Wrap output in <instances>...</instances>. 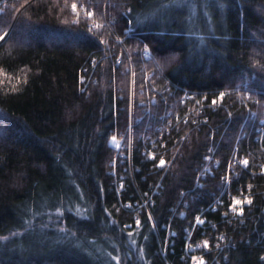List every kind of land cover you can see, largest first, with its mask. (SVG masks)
Returning <instances> with one entry per match:
<instances>
[{
	"label": "trees",
	"instance_id": "trees-1",
	"mask_svg": "<svg viewBox=\"0 0 264 264\" xmlns=\"http://www.w3.org/2000/svg\"><path fill=\"white\" fill-rule=\"evenodd\" d=\"M111 34L124 54L106 47ZM139 40L146 60L133 52ZM139 66L161 69L152 94H174L163 122L173 127L151 148L138 137L153 119L133 121V159L112 177L109 137L146 94ZM262 108L264 0H0V264H190V228L189 242L209 241L203 264H264V155L253 140ZM152 111L157 120L165 106ZM234 145L250 167L227 174ZM209 149L219 167L198 186ZM151 186L153 204L138 211L131 203ZM228 193L251 199L239 216ZM199 212L212 227H191Z\"/></svg>",
	"mask_w": 264,
	"mask_h": 264
},
{
	"label": "built area",
	"instance_id": "built-area-1",
	"mask_svg": "<svg viewBox=\"0 0 264 264\" xmlns=\"http://www.w3.org/2000/svg\"><path fill=\"white\" fill-rule=\"evenodd\" d=\"M106 1V0H105ZM104 4H102V8L100 11V15L102 17V19L105 17V10L103 9ZM83 5L82 4H76V3H71L70 4V11L73 14L78 13V11H83ZM121 14L124 15V10L123 11H119ZM88 16L92 15V11L91 9H88L87 11ZM132 27L130 26H126L124 28L121 29V33L123 36H128L130 35V33L132 32ZM111 38L113 37V39H111V46H109L108 42L106 44V47H108V49H110L111 47H120L119 49L122 51V53H125V50L123 48V45L121 44L122 42V38L123 37H119V36H115L114 34H111L110 36ZM140 41V40H139ZM133 52L135 54H137L139 56V58L141 60H146L148 59L152 54L150 52V49L148 48V46L146 45V43H144L142 40L140 42H138V44H135L133 47ZM120 58H121V52L117 53V55L115 56V62L116 64H118L120 62ZM139 72H142L143 76V86L146 89V94H141L140 97H138L134 102L136 105H138L139 111L134 112V110H132V107H130V105H128L127 107V121L125 126L123 127L122 130L117 131L114 130L112 132V134L109 137V141L108 144L111 146L112 149V157L108 162V168L106 170V173L109 176L114 177V175L117 173L116 171V166H123V163L125 160L130 159L132 156H130L131 153V141H130V134L132 132V122L133 121H139L143 116L145 117V120L148 119V117H151L153 119V123H152V127L151 130L152 132H146L144 135L139 136L138 138L141 139V142H143L144 144H148L152 147H156V143L159 142L164 144V140L163 137L168 136L171 132V129L173 126H170L167 128V126L164 125V120L166 117H168L171 113L172 110L170 108H167V106L169 105V103L167 102V97L169 95H174V94H152L156 88H154L151 84H150V80L154 77L158 78L161 77V69L158 70H146V68H143L142 66H139L138 68ZM139 91V90H138ZM145 91V90H144ZM141 92V90L139 91ZM187 93L186 92H182L177 98V101L180 105L185 104L184 101L187 98ZM158 103H162L163 107L165 106V111L164 113H160L159 114V118L157 120L154 119L155 116V112L152 111V108H154L155 106L158 105ZM152 107V108H151ZM190 113V110L187 109ZM247 111V116L249 119H253L255 116L257 115L256 109L254 108H249L246 110ZM175 113V118H177L178 116V112H174ZM186 119V117H185ZM254 135H253V140L254 143L256 144L258 150L262 151L263 155H264V108H262L261 113L259 114V117L256 119L255 121V125H254ZM165 135V136H164ZM243 136V134H242ZM150 149V148H149ZM147 156L149 160H153L154 159V154L150 152V150L147 151ZM230 156H228L227 161L229 162V164L226 166L225 168V173L229 174L230 172H233V174L238 173V168H240L239 170L242 169H248L249 166V160L248 158L243 155L241 152H239V150L237 149V147L232 146L231 150H230ZM129 155V156H128ZM202 162H203V167L199 173V178L196 181V184L199 186V179L200 178H204L206 175L207 176H211L214 174V169L219 167V162L218 160L213 157V149L212 150H208L207 153L202 154ZM133 159V157L131 158ZM130 159V162H131ZM162 159L158 160L157 162V166L162 167L160 165V161ZM247 161V165H245L243 163V161ZM129 161V160H127ZM164 161V160H163ZM164 165L167 166L168 163L166 164L164 161ZM260 165V164H259ZM123 178V177H122ZM143 179V177H141ZM221 178L223 179V183L225 187L227 186V177L226 175H222ZM144 180V179H143ZM122 181V179H121ZM121 186H123V184L120 182ZM124 187V186H123ZM148 188V187H147ZM145 189L144 191L140 192L141 196L139 197L140 200H135L133 201L131 204L139 211L141 208V205H145L148 203H152V198H153V194H155L156 189L153 188L151 186V188L149 189ZM123 189V188H122ZM249 189V188H248ZM230 199H229V203L227 205V212H230V214L236 216H239L241 214L240 210V205L241 204H248V201H250L251 199L249 198V195L244 194L245 196H241L240 194H230ZM236 201H241L240 204H236ZM218 204L221 203V201L218 199ZM130 204V203H129ZM153 204V203H152ZM146 207V206H144ZM143 207V208H144ZM204 209V208H203ZM210 211H213L210 208ZM224 215V212L221 213V216ZM199 218L201 220H203L201 222V225L197 224L196 221L199 220ZM131 220L135 223L138 221V216L136 214H132L131 216ZM207 218H204L203 216H201V212H199L196 217L193 220V224H192V228L194 225H198V226H203L204 223H206ZM210 226L213 225L212 223L209 224ZM212 227V226H211ZM202 232V231H201ZM191 233V228L190 231H187L186 234V239H185V243H184V247L185 249L189 252L188 255V259H189V263L190 264H203L206 262V256L203 255V251L205 252L206 248L209 247V241L207 239H202L196 242H189L188 238L190 236ZM222 237V236H221ZM188 245L191 247V250L188 248ZM207 245V246H206ZM214 245L218 248H220L221 246H219L218 244H216V242H214ZM210 260L212 261V257L210 258Z\"/></svg>",
	"mask_w": 264,
	"mask_h": 264
},
{
	"label": "rangeland",
	"instance_id": "rangeland-1",
	"mask_svg": "<svg viewBox=\"0 0 264 264\" xmlns=\"http://www.w3.org/2000/svg\"><path fill=\"white\" fill-rule=\"evenodd\" d=\"M180 199V198H179ZM179 200H176V203H177V205L179 204V202H178ZM147 204H145V205H141V207L140 208H143L144 206H146ZM170 208H172V207H170ZM172 212V211H171ZM203 220H201L200 218H199V220H197L196 221V223L197 224H199V225H201V222H202ZM216 220H213V222H215ZM210 222H212V220H210V219H208L207 218V220H206V223L205 224H207V226L210 228V226L208 225V224H210ZM160 228H164V227H166V225L165 224H160V226H159ZM168 227V226H167ZM174 234V232H170L169 233V235H173ZM169 235H168V237H169ZM183 239H184V237H183ZM161 246V250H162V252H164V250H166L168 247H167V243L166 242H164V241H162V245H160ZM188 248L191 250V247L188 245ZM187 254H189V252L185 249V247H183V252H182V258H184V257H188V255Z\"/></svg>",
	"mask_w": 264,
	"mask_h": 264
},
{
	"label": "snow or ice",
	"instance_id": "snow-or-ice-1",
	"mask_svg": "<svg viewBox=\"0 0 264 264\" xmlns=\"http://www.w3.org/2000/svg\"><path fill=\"white\" fill-rule=\"evenodd\" d=\"M243 163H244L245 165H247L248 162L245 160V161H243ZM160 165H161V166L164 165V161H163V160L160 161ZM235 203H236V204H240L241 201H236ZM248 203H251V201H248ZM138 223H139V222H138ZM206 246H207V245H206Z\"/></svg>",
	"mask_w": 264,
	"mask_h": 264
}]
</instances>
